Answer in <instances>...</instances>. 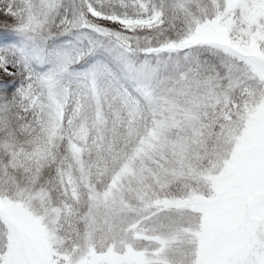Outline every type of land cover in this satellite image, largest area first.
Here are the masks:
<instances>
[{"label": "snow or ice", "instance_id": "6c2138e0", "mask_svg": "<svg viewBox=\"0 0 264 264\" xmlns=\"http://www.w3.org/2000/svg\"><path fill=\"white\" fill-rule=\"evenodd\" d=\"M0 264H264V0H0Z\"/></svg>", "mask_w": 264, "mask_h": 264}]
</instances>
